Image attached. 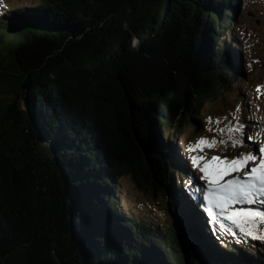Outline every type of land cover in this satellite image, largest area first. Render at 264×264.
I'll return each instance as SVG.
<instances>
[{
    "label": "trees",
    "instance_id": "trees-1",
    "mask_svg": "<svg viewBox=\"0 0 264 264\" xmlns=\"http://www.w3.org/2000/svg\"><path fill=\"white\" fill-rule=\"evenodd\" d=\"M236 8L237 0H36L0 12V264H56L51 240L60 264H264V246L206 219L195 185L175 181L186 170L178 128L198 131L202 97L243 74L227 56L239 58L228 32ZM53 167L72 202L70 247L54 226ZM121 176L166 192L182 241L121 208Z\"/></svg>",
    "mask_w": 264,
    "mask_h": 264
},
{
    "label": "rangeland",
    "instance_id": "rangeland-1",
    "mask_svg": "<svg viewBox=\"0 0 264 264\" xmlns=\"http://www.w3.org/2000/svg\"><path fill=\"white\" fill-rule=\"evenodd\" d=\"M35 1L3 0V5L6 7L0 5V12L3 13L4 10ZM234 15L237 24L230 25L228 32H231L236 38L234 50H237L239 58L234 52L227 54V56L232 64H237L236 69L240 64L243 74L232 77L228 88L218 90L212 98L202 97V101L197 106L198 111L193 114L198 121V131H193L190 124L178 128L176 145L182 151L181 158L186 165L184 174L187 176L182 174L181 179L176 177V184L183 187L180 183L181 180H184L187 186L192 185V181H195L196 186H199L198 194L201 196L204 207L202 209L206 216L210 219L217 217L220 224L226 225L229 230L234 228L236 236L255 240L259 245L264 246V241L242 233L239 227L228 219L227 214L223 213L215 203L207 198V181L201 179L203 173L193 166L191 160L193 155H207L208 157L227 155L232 158L240 152L251 151L259 154V148L264 143V88H261L260 92L257 91L258 86H264V0H237ZM18 98L21 102L23 101L21 96ZM5 99L4 90H0V101L4 103ZM237 106H239V110H237ZM237 116L240 124L241 119L246 120L245 124H242L243 138L240 131L233 132L231 135L233 138L243 139V141L245 138L248 142L233 147L226 126L235 127L237 121L234 117ZM217 119H219V123H217ZM209 128L212 131H209ZM220 128H225V131L219 132L218 129ZM249 132H252L253 135ZM250 136L252 139H248ZM200 137L209 139L215 137L218 141L225 140L227 143L218 144L211 149L205 147L203 151L190 153L188 145L190 143L195 144ZM258 137L262 138V141H259ZM117 194L121 208L130 213L131 217H138L139 221L144 222L145 220L147 222L156 220L159 226L166 228L167 219L164 209H167L168 201L163 199V194L159 190L144 189L136 185L129 176H121L118 179ZM245 205L247 203H237L230 207L244 208ZM206 206L210 207L211 210H208Z\"/></svg>",
    "mask_w": 264,
    "mask_h": 264
},
{
    "label": "snow or ice",
    "instance_id": "snow-or-ice-1",
    "mask_svg": "<svg viewBox=\"0 0 264 264\" xmlns=\"http://www.w3.org/2000/svg\"><path fill=\"white\" fill-rule=\"evenodd\" d=\"M3 5V0H0ZM264 86H258L260 92ZM239 110V106H237ZM235 127L226 126L232 146L243 145V139H235L231 133L243 131V125L239 123V117ZM211 120V118H209ZM219 123V119H217ZM212 131L211 128L208 129ZM223 133L225 128L218 129ZM252 139V137H248ZM225 140H217L200 137L195 144L188 145V151H203L213 148L218 144H226ZM193 166L197 167L203 175L201 179L207 181V198L215 203L221 211L227 214L228 219L239 227L240 231L254 239L264 241V208H232L237 203L264 205V143L259 148V154L240 152L235 157L227 155H193L191 156Z\"/></svg>",
    "mask_w": 264,
    "mask_h": 264
},
{
    "label": "water",
    "instance_id": "water-1",
    "mask_svg": "<svg viewBox=\"0 0 264 264\" xmlns=\"http://www.w3.org/2000/svg\"><path fill=\"white\" fill-rule=\"evenodd\" d=\"M192 68L195 69V67H192ZM29 82H30L29 78H26V80L21 85L22 98L25 95ZM138 145H139V151L141 153V157L144 163L146 164L147 169L150 170L146 149L143 146V144L139 142V140H138ZM53 170L55 173L54 179H55V184L57 187V191H56L57 193L53 196V198H55V206L57 209L55 211L56 216L53 218V221L55 222L54 226L56 225L55 230L57 231L59 244L61 245L67 244L70 247L72 244H70L68 240L72 238V235H73L72 215H71L72 202H71V198L69 197V194L67 193L65 189V181H64L63 176L61 175V173L58 171L57 168L55 169L53 167ZM43 188H45V185H43ZM162 194H163V199L167 200V194L164 190L162 191ZM166 206H167V209H164V213L167 219V223H166V228L165 227L164 228L170 235L174 237L175 241L177 239V241L180 242L182 241V236L178 235L177 237L175 233L177 234L182 233L181 232V226H182L181 220L177 216V214L174 212L173 208L169 206V204ZM56 244H57L56 242L51 240L50 251L48 252V255L50 258L54 260L56 264H60L59 257L56 255V249H57ZM176 253H178L177 249H176Z\"/></svg>",
    "mask_w": 264,
    "mask_h": 264
}]
</instances>
